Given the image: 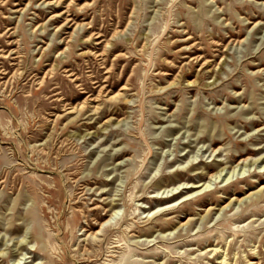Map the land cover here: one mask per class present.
Returning a JSON list of instances; mask_svg holds the SVG:
<instances>
[{"label":"rangeland","instance_id":"1","mask_svg":"<svg viewBox=\"0 0 264 264\" xmlns=\"http://www.w3.org/2000/svg\"><path fill=\"white\" fill-rule=\"evenodd\" d=\"M263 159L264 0H0V264H264Z\"/></svg>","mask_w":264,"mask_h":264},{"label":"bare ground","instance_id":"2","mask_svg":"<svg viewBox=\"0 0 264 264\" xmlns=\"http://www.w3.org/2000/svg\"><path fill=\"white\" fill-rule=\"evenodd\" d=\"M264 160V159H263ZM248 159H243L242 160V163L243 162H246V164L244 165L243 164V166H246V165H248ZM259 161V159H257V160H255L252 164H256L257 162ZM241 163V162H240ZM242 163H241V165H242ZM247 167V166H246ZM245 167V168H246ZM237 168H238V166H237ZM235 169V168H234ZM244 169V168H243ZM224 171V168L223 169H220V170H217L216 172H214V173H212V174H210V176H209V178H210V180H207L206 182H208L207 184H206V182L205 183H203V184H200V182H198V183H196V184H193V185H188L187 187H184V189H189L188 191H187V194H186V196H189V195H194L195 193H197V192H199L197 189H199V188H202L204 185H206V188L207 187H210L209 186V184H211L210 182L211 181H213L212 180V178L213 177H217V178H219V177H221L222 176V172ZM232 171V170H231ZM233 173V172H232ZM230 175V174H229ZM228 176V175H227ZM231 177V176H230ZM224 178V177H223ZM216 179V178H215ZM226 180V179H225ZM262 189H264V186L263 187H261V189H260V191L262 190ZM167 190V189H166ZM166 190H164V191H166ZM183 192V190L182 191H180V192H176V193H174V194H172V195H169V196H167V198L168 197H170V196H172V197H175L177 194H180V193H182ZM183 196V195H182ZM239 200H241V199H239ZM117 211V210H116ZM117 213V212H116ZM149 213H150V211H149ZM112 215V214H111ZM116 217V216H115ZM118 217V216H117ZM146 217H149V216H146ZM150 218V217H149ZM113 219H115L113 216H111V218H109L108 220H106V221H104V222H102L101 224H100V229L94 234V233H91V235H95V236H97V235H99V232H101L102 230H103V227L105 226V224L107 225V224H110L109 225V227L110 226H116L117 225V223L116 224H114L113 222H111V221H113ZM118 222V221H117ZM137 242H139V241H137ZM23 247V246H22Z\"/></svg>","mask_w":264,"mask_h":264}]
</instances>
